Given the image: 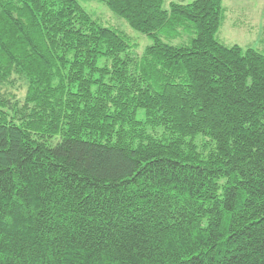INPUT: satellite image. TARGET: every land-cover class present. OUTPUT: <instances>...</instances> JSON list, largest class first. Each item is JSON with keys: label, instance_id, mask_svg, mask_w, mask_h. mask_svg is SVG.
<instances>
[{"label": "trees", "instance_id": "trees-1", "mask_svg": "<svg viewBox=\"0 0 264 264\" xmlns=\"http://www.w3.org/2000/svg\"><path fill=\"white\" fill-rule=\"evenodd\" d=\"M98 1L142 55L79 0H0V264H264V50L222 0Z\"/></svg>", "mask_w": 264, "mask_h": 264}, {"label": "rangeland", "instance_id": "rangeland-1", "mask_svg": "<svg viewBox=\"0 0 264 264\" xmlns=\"http://www.w3.org/2000/svg\"><path fill=\"white\" fill-rule=\"evenodd\" d=\"M196 0H173L177 4H191ZM95 18L103 24L121 28L138 45L137 55H142L150 40L140 32L133 30L128 23L115 15L98 0H79ZM227 9L225 24L219 30L220 39L230 46L243 50L252 48L264 50V0H222ZM142 117V113H141Z\"/></svg>", "mask_w": 264, "mask_h": 264}]
</instances>
